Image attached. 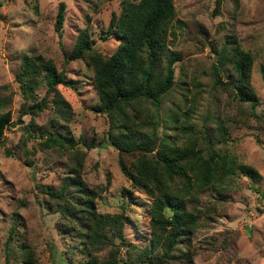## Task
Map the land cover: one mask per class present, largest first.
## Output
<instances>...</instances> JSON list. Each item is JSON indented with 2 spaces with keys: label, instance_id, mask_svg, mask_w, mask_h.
<instances>
[{
  "label": "rangeland",
  "instance_id": "374dc122",
  "mask_svg": "<svg viewBox=\"0 0 264 264\" xmlns=\"http://www.w3.org/2000/svg\"><path fill=\"white\" fill-rule=\"evenodd\" d=\"M60 1L63 18L55 30ZM123 1L0 0V112L9 114L0 133V264L4 259L6 264H96L110 250L119 264H264V0H220L216 10L214 0H172L177 21L172 19L174 33H167L165 44L179 57L173 63V84L160 103L166 110L177 104L185 113L175 123L158 125L157 135L179 143L190 133L194 149L203 132L232 160L258 172L252 180L236 170L223 180L228 187L190 190L183 198H172V206H164L169 196L163 193L155 205L121 172L118 159L128 165L137 152L111 144L108 115L90 108L98 96L86 56L65 57L81 29L94 50L111 53L119 38L105 31L111 12L118 14ZM223 43L251 56V100L240 99L232 88L236 72L231 59L216 60ZM22 51L42 56L62 74L53 91L44 81L34 87L21 82ZM213 60L219 63L218 73ZM46 95L47 104L33 113L27 128L55 131L73 145L41 148L37 141L42 137L26 135L29 114L22 107ZM181 120L192 128L179 130ZM197 127L204 131L196 133ZM21 137L31 153L21 149ZM83 141L94 145L85 148ZM75 148L84 150L78 169ZM73 168L80 185L66 184V199L50 197L47 189L56 191ZM65 204L66 210H60ZM86 209L103 215L121 212L117 224L122 239L104 224V236L92 247L81 235L91 228ZM165 217L177 231V242L167 254ZM26 253L32 261L22 260Z\"/></svg>",
  "mask_w": 264,
  "mask_h": 264
},
{
  "label": "trees",
  "instance_id": "16d2710c",
  "mask_svg": "<svg viewBox=\"0 0 264 264\" xmlns=\"http://www.w3.org/2000/svg\"><path fill=\"white\" fill-rule=\"evenodd\" d=\"M219 1L214 0L215 10ZM63 8L64 3L60 1L55 14V30L61 27ZM174 15L172 0H124L118 14L111 12L105 31L106 34L114 33L119 38L116 48L111 53L100 54L94 50L86 30L81 29L76 36L74 47L65 55L66 59L86 56L87 63L92 69L93 85L98 96L97 101L90 105V108L108 115L107 137L110 143L119 151L137 152L128 165L122 159H118L121 172L131 184L152 196L155 205L159 201L158 194L168 195L169 197L163 200L164 206H172V198H183L190 190L195 193L207 185L223 184L222 187L226 188L229 184L223 183L224 178H228L236 170L252 180L258 176L254 167L232 160L229 152L214 145L212 140L204 136L202 132L204 128L197 127V130L195 128L196 133L202 132V134L200 133L198 138L195 136L199 142L194 149H192L190 133L179 143L171 140L170 137L157 135L158 125L162 123L166 126L169 120L175 123L178 114L185 113V110L183 112L179 110L177 104L170 105L172 108L166 110L162 109L160 103L163 94L170 90L173 84V63L179 57L176 50L168 48L165 44L167 33H174L172 19L177 21ZM215 54L218 61L231 59L236 72V78L231 84L232 88L240 99L251 100L249 95L251 88L248 85L251 64L249 52L223 43ZM19 59L18 77L30 87H34L39 81H44L47 90L53 91L54 84L62 79V74L55 71L52 63L40 55L22 51ZM216 60H213L211 65L215 73H218L219 63ZM54 94L58 96L57 93ZM61 99L58 97L57 101L63 102ZM48 100L47 95L42 96L22 107L21 111L29 114L28 122L24 126L27 130L26 135L42 137L37 141L38 147L41 148L62 146L65 145L64 143L73 145L68 139L62 140L55 131L43 130L34 133L27 128L26 125L32 121L33 113L44 107ZM171 109L175 112H171ZM183 109L187 107L184 106ZM161 116L165 119L163 122ZM8 121V111L0 112V133ZM185 125V121L181 120L178 129L192 128L189 124H187L189 126ZM216 126L220 128L221 124L217 122ZM24 139V137L19 138L20 147L24 152L31 153V150L26 148ZM82 143L85 148L94 145L91 141ZM6 153L8 154L9 151L6 150ZM72 155L75 156V165L78 169L79 159L83 158L84 150L75 148ZM25 163L30 164V159L26 158ZM77 169L73 168L72 175L66 177L69 181L65 179L56 191L47 189L50 197L66 199V184L80 185L81 179ZM82 189L78 187L77 191ZM66 207L65 204L64 207L59 206V209L63 211ZM90 207L88 205V208ZM86 211L88 214L85 216L88 217L85 220L91 222V228L88 232H81V235L89 238L92 247H95L94 242H97L99 237L104 236L101 232L104 224L112 226L115 235L122 239L119 225L122 222L121 212L103 215L94 210L86 209ZM165 221L169 227L165 251L167 254L177 242V231L171 219L165 217ZM91 259L95 260L94 257ZM22 260L32 261L28 253L23 255ZM96 264H119V262L114 250H110L107 257L97 261Z\"/></svg>",
  "mask_w": 264,
  "mask_h": 264
}]
</instances>
